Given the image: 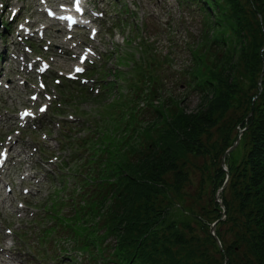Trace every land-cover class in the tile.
<instances>
[{
    "label": "rangeland",
    "instance_id": "obj_1",
    "mask_svg": "<svg viewBox=\"0 0 264 264\" xmlns=\"http://www.w3.org/2000/svg\"><path fill=\"white\" fill-rule=\"evenodd\" d=\"M109 1L106 0L105 7L107 9L104 8L107 11L108 18H111L112 15L111 19L113 20L115 12L120 13L116 15L120 19V22H117L119 24L118 29H116L114 35H111V42H108L106 45L111 53L109 63L106 65L107 70L111 73L109 75L110 79L113 77L111 71L115 68L116 63L122 65L121 69L128 70V68L133 69L135 67L134 63L140 60L139 63L142 64V69L149 68V71L153 70V73H157L159 78L163 80L161 98H164L166 102H160L158 106L161 108L165 107V113H174L175 110L179 109L186 110L189 113L196 111L202 100L197 90V83L200 80L199 76L204 70L207 72L212 67L213 61V56L209 50H206L205 54L208 62H205V64L208 65V68L195 66L193 63V49L194 51L198 49L204 40L202 33L206 14L203 10L199 8L197 3L190 0H115L114 5ZM98 3L100 4V1ZM128 10L130 17L126 20L127 15L125 12ZM26 15H29V13L27 12ZM252 20L254 21L255 19ZM254 26H256L255 21ZM107 34V32H104L103 36L105 37ZM260 35L261 32L256 30L255 36L261 40ZM144 42L149 43L147 47L150 50L146 49ZM140 45L144 47L146 53L152 52L156 57L152 66H150V60H145ZM137 75H139V72L137 74V71H135V74L133 73L132 76L134 81L137 79ZM258 75L256 74V78ZM261 75L260 78L262 80L263 72ZM252 77H254V74L249 75L242 65L238 66L235 78L238 82L236 96L239 98L240 104L232 106L227 110L216 111L214 114L216 123L212 127L200 132L197 147L179 157L177 168L169 171L164 176L165 181L170 187L169 195L165 196L162 194L159 198H156V207L158 209L165 208L166 218L174 222L180 233L185 239H188L187 245L183 248L181 245H177L174 247V251L182 255L190 264H220V262H224L221 259V256L223 257L222 253H220L215 240L211 237L210 224L218 217V211L214 203L218 183L216 179L217 170L221 165L224 153L229 148V143L234 140L236 141L239 135L241 136L239 143L226 156V158L229 157V163L233 166V178L224 192V199L229 203L230 212L227 218L218 224L217 232L220 234L225 246L228 247L231 244H236L235 255L233 254L232 256L231 264H246L247 261L245 253L248 252V249L242 232L253 227L247 223L245 213L241 208L242 194L246 192V184L248 183V176L245 170L248 169V166L245 161L251 147V130L247 126V122L254 114V111L251 110L253 101H256V104L260 102L255 93H261L262 91L260 89V82H257V86L255 87L250 86L248 82ZM141 78L145 82V78L143 76ZM260 78L258 81H260ZM141 81L139 80L138 82L140 83ZM47 83L57 84L59 86V94L64 98L63 86L67 85L65 81L59 83L56 80H51L47 81ZM140 85L143 86L141 83ZM210 92L212 91L209 90L208 95ZM138 93L143 97L149 96L151 94L150 86L145 90L138 88ZM72 95L79 96L75 92ZM138 100L139 104L132 112L135 116L131 121L122 126L121 133L123 135L121 137L118 135L114 137L116 130L111 132L110 129H107L106 132L110 131L107 135H111L110 139L112 140L110 151L111 147L114 148L109 153L108 158L112 156L113 151H119V143L121 147H126L127 145H123L122 141L128 140L130 136L132 138L129 140L133 141L134 135L138 134L139 139L135 144L130 149L126 148L122 150L131 159H137L139 155L136 143H139L140 149L146 148L151 141L149 135H155L165 126L164 120H159V124L152 128L153 132H150L149 130H151L150 128L156 117L152 110L154 106L149 105V107L142 108L143 103L141 104L140 99ZM156 101L154 102L155 104L158 103ZM164 103H166V106L163 107ZM5 108H11L7 96L1 106L2 111ZM14 111L16 109L12 108L11 112ZM64 111H67V108ZM244 120L246 122L245 127L248 130L240 134L241 129H244V127H241ZM109 125L111 127L114 124L112 122ZM136 128L139 129L137 132ZM148 132L149 135L147 134ZM56 142L53 138L46 141L48 145H54ZM31 144L32 142L25 138L17 144V147L28 150ZM116 147L117 149H115ZM53 150L55 151V155H58L60 152L61 155L65 153L62 152L63 148L55 147ZM29 164V162L23 161L19 169H25ZM106 168L107 171L112 169L109 165ZM41 189L43 193L46 192V186L41 187ZM50 190L51 188H49ZM32 196L27 201L29 206L21 209L23 211L20 213L22 214L21 216L9 207L12 204L16 208L20 199H12L10 201L6 199L4 203L0 202V240L2 236L7 235L6 224L8 225L10 219L14 218L15 220L12 222L14 230L21 228L23 231H26L33 228L36 223V227L42 226L45 218L39 220V217L41 218L44 208L48 210L56 207L50 208L52 202L56 201L55 199H33ZM51 196L53 198L58 197L59 199L64 198L61 192L57 191L53 192ZM113 199L114 197L110 198L106 209L108 207L114 209V205H111L113 204L111 201ZM255 202L256 200H252L247 210L252 209ZM105 216L106 212L104 210L101 222L95 225L98 231H92L96 237L95 243L97 245V247L95 246V251H93V257L91 252L85 256L77 255L75 256L74 264H113L108 261V258L115 250V238L107 234L108 231L105 230V225H103ZM90 218L94 223V219L96 218L95 211H93ZM246 235L248 236L249 232H246ZM37 239L38 237L31 236L30 242L35 246L36 250L43 254L42 249L38 247ZM3 241H6V239ZM54 242L48 249L52 257H48V260H43L42 256H40L42 260H36L34 264H69L72 261L68 257L69 255L56 252L59 250V247H64V249L70 251L69 248L75 245L68 237V234L66 236L61 234V237ZM100 242H102L101 246ZM22 247L24 248V246ZM72 251L76 250L73 248ZM190 251L194 253L191 254ZM8 254V257H13L16 255V252L11 251ZM1 258H5V256L0 253ZM0 264L3 263L0 261ZM252 264L258 263L252 259Z\"/></svg>",
    "mask_w": 264,
    "mask_h": 264
},
{
    "label": "trees",
    "instance_id": "obj_2",
    "mask_svg": "<svg viewBox=\"0 0 264 264\" xmlns=\"http://www.w3.org/2000/svg\"><path fill=\"white\" fill-rule=\"evenodd\" d=\"M198 2L206 16L204 40L198 49L195 51L193 49V63L195 66L208 68L205 64L208 62L205 51L209 50L213 56L212 67L207 72L205 70L202 72L197 83V90L202 97L200 106L191 113L183 109L175 110L174 113H165L164 106V108L155 107L153 112L156 117L149 131L153 132L152 128L159 124V120H164L165 126L155 135L147 133L151 141L146 148L140 149L139 143H136L139 156L135 160L122 150L130 149L139 139L138 134L134 135L133 141L129 140L132 136L122 141L123 145H127L126 147H121L119 143V151L116 150L117 153L113 151L112 156L104 163L102 178L96 180L97 191L94 192L88 207L80 216L75 217L76 221L67 224L70 226L68 231L76 239L87 234L92 235V238L82 240L84 245L80 248L89 244L95 245L92 231H98L95 225L101 222L105 210L103 225L108 231L107 234L115 236L117 240L113 255L110 257L115 264H190L182 255L174 251L177 245H181L182 248L187 245L188 239L180 233L174 222L166 218L165 208L156 207V198L162 194L169 195L170 187L164 176L177 168L179 157L197 147L200 132L216 123L214 117L216 111L227 110L240 104L236 96L238 82L235 78L240 65L249 75L254 74L248 82L251 87L257 86L263 72L260 84L262 91L255 93L260 102L256 104V101H253L251 110L254 114L247 122L251 130V147L245 161L248 166V169H245L248 183L246 192L242 194L241 208L247 223L253 226L242 232L248 249L245 253L246 264H252V259L258 264H264V0H198ZM252 19H255L256 26ZM256 30L261 32V40L255 36ZM256 74H259V78L258 76L256 78ZM146 75L153 80V92H155L159 83L156 75L151 72ZM209 90L212 92L208 95ZM245 124L244 120L241 127L248 130ZM121 129L122 126L116 127L117 133L114 137L118 133L122 135ZM137 130L139 129L136 128V132ZM234 141L229 143V147ZM112 149L114 148L111 147L109 152H112ZM226 164L230 174L229 185L233 178V166L229 163V157L226 158ZM107 165L112 168L110 171H107ZM226 176L227 173L221 163L216 174L218 183L214 203L218 217L214 222L223 215V207L216 201V194L224 185ZM226 188L222 193L226 209L225 218L230 212L229 203L224 199ZM112 197L114 199L111 200L113 203L111 205H114V209L109 207L106 209ZM252 200H256L254 207L247 210ZM93 211L96 212L94 223L90 218ZM246 232H249L248 236ZM216 233L222 242V248L218 246L210 232L223 255L221 259L225 262L227 255V264H231L236 244L225 246L217 228Z\"/></svg>",
    "mask_w": 264,
    "mask_h": 264
},
{
    "label": "water",
    "instance_id": "obj_3",
    "mask_svg": "<svg viewBox=\"0 0 264 264\" xmlns=\"http://www.w3.org/2000/svg\"><path fill=\"white\" fill-rule=\"evenodd\" d=\"M261 77H262V75H261ZM259 82H260V83L262 82L261 78H260V81H259ZM243 131H244V129H242V130L240 131V134L243 133ZM240 138H241V136L239 135V136L237 137L235 143H234L232 146H230V147L226 150V152L224 153L223 158H222V167H223V169L226 171L227 176H226V180H225L224 185L218 190V192H217V194H216V201H217V202L223 207L224 210H223V215H222V217H221L220 219H218L217 221H215V222L211 225V228H210V232H211V234H212L213 237L215 238V240H216L218 246L221 247V248H222V242H221L220 238L218 237V235H217V233H216V227H217V224L219 223V221L222 220V219L225 217V214H226V209H225V207H224V203H223V199H222V193H223L224 189L226 188V186L228 185V182H229V179H230L229 170H228V168H227V166H226V156H227V155H228V154H229V153H230V152L236 147V145H237V144L239 143V141H240ZM227 259H228V256L225 255V262H224V264H227Z\"/></svg>",
    "mask_w": 264,
    "mask_h": 264
},
{
    "label": "snow or ice",
    "instance_id": "obj_4",
    "mask_svg": "<svg viewBox=\"0 0 264 264\" xmlns=\"http://www.w3.org/2000/svg\"><path fill=\"white\" fill-rule=\"evenodd\" d=\"M76 3H77L76 11L79 12V11H81V8H80V0H76ZM69 19H71V18H69ZM72 22L74 23L75 21H72ZM85 59H86V57H82V58H81V62L83 63ZM41 70H43V69H41ZM75 71H76V72H83L84 69H83V68H80V67H77V68L75 69ZM34 99H35V98H34ZM45 110H46L45 108H41V109H40L41 112H44ZM31 115H32V113H30V112H25V113H22V114H21L22 117H24V116H31ZM0 155H4V154H3V153H0Z\"/></svg>",
    "mask_w": 264,
    "mask_h": 264
},
{
    "label": "bare ground",
    "instance_id": "obj_5",
    "mask_svg": "<svg viewBox=\"0 0 264 264\" xmlns=\"http://www.w3.org/2000/svg\"><path fill=\"white\" fill-rule=\"evenodd\" d=\"M8 3H9V1H8ZM11 251H13L12 249H11V247H9V246H5L4 248H3V251H2V253L1 254H5V253H8V252H11ZM5 256V255H4ZM9 256V255H8ZM9 258V260H7ZM16 260H18V258H17V256L15 255V256H13V257H5V258H1L0 259V261L3 263V264H16ZM19 261V260H18Z\"/></svg>",
    "mask_w": 264,
    "mask_h": 264
}]
</instances>
